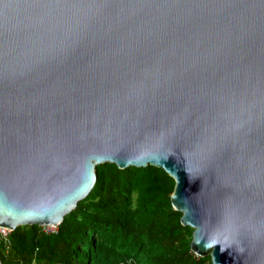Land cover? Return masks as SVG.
<instances>
[{
	"label": "water",
	"instance_id": "water-1",
	"mask_svg": "<svg viewBox=\"0 0 264 264\" xmlns=\"http://www.w3.org/2000/svg\"><path fill=\"white\" fill-rule=\"evenodd\" d=\"M104 162L173 179L196 256L264 264V0H0V226Z\"/></svg>",
	"mask_w": 264,
	"mask_h": 264
},
{
	"label": "trees",
	"instance_id": "trees-1",
	"mask_svg": "<svg viewBox=\"0 0 264 264\" xmlns=\"http://www.w3.org/2000/svg\"><path fill=\"white\" fill-rule=\"evenodd\" d=\"M89 192L45 232L36 224L9 232L1 264H211L189 248L192 228L171 207L173 179L161 168L104 162Z\"/></svg>",
	"mask_w": 264,
	"mask_h": 264
},
{
	"label": "built area",
	"instance_id": "built-area-1",
	"mask_svg": "<svg viewBox=\"0 0 264 264\" xmlns=\"http://www.w3.org/2000/svg\"><path fill=\"white\" fill-rule=\"evenodd\" d=\"M42 229L45 232H52L55 230V226L56 224H52V225H41ZM9 232L10 229L0 226V245L1 247L6 250L9 246Z\"/></svg>",
	"mask_w": 264,
	"mask_h": 264
}]
</instances>
